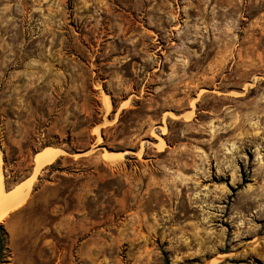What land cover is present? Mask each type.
<instances>
[{"label":"rangeland","instance_id":"rangeland-1","mask_svg":"<svg viewBox=\"0 0 264 264\" xmlns=\"http://www.w3.org/2000/svg\"><path fill=\"white\" fill-rule=\"evenodd\" d=\"M33 173L0 264H264V0H0L4 189Z\"/></svg>","mask_w":264,"mask_h":264},{"label":"bare ground","instance_id":"bare-ground-1","mask_svg":"<svg viewBox=\"0 0 264 264\" xmlns=\"http://www.w3.org/2000/svg\"><path fill=\"white\" fill-rule=\"evenodd\" d=\"M45 154H38L35 157L36 167L34 170L38 169L44 162L46 163V161H49L52 158V153L49 152L48 154L47 152V154ZM30 181L31 180H28L24 182V184L16 186V188L10 192H6L3 187L2 176L0 174V222L5 218L11 209L18 207L23 202L27 189L30 187ZM24 187L26 188V191H24Z\"/></svg>","mask_w":264,"mask_h":264},{"label":"crops","instance_id":"crops-1","mask_svg":"<svg viewBox=\"0 0 264 264\" xmlns=\"http://www.w3.org/2000/svg\"><path fill=\"white\" fill-rule=\"evenodd\" d=\"M46 150H47L48 154H49V152L52 153L51 155H52V158H53V159L51 158L49 161H46V163L44 162V163H43L38 169L44 167L45 165H47V164H49V163H52V162L54 161V159H55L57 156L60 155V151H59V149L56 148V147L45 146L44 148H41L40 150L36 151V152L34 153V155H33V167H34V169H35V167H36L35 157H36L38 154H45V153L47 154ZM48 150H49V151H48ZM46 154H45V155H46ZM38 169H36L35 171H37ZM33 177H34V173L31 174V176L25 178V179H24L23 181H21L20 183L16 184V185H15L14 187H12L11 189H9V190H6V189H5V191H6V192H10V191L13 190L14 188H16V186H20V185L24 184V182H26V181H28V180H31V181H30V187H31ZM30 187L27 189L26 195H27L28 190L30 189ZM23 189H24V191H26V188H25V187H24ZM26 195H25V197H26ZM23 201H24V200H23ZM22 203H23V202H22ZM22 203H21V204H22ZM21 204H20V205H21ZM15 208H16V207H15ZM15 208H14V209H15ZM11 210H13V209H11ZM11 210H10V211H11Z\"/></svg>","mask_w":264,"mask_h":264},{"label":"trees","instance_id":"trees-1","mask_svg":"<svg viewBox=\"0 0 264 264\" xmlns=\"http://www.w3.org/2000/svg\"><path fill=\"white\" fill-rule=\"evenodd\" d=\"M4 246H5V231L3 225L0 223V260L4 250ZM165 264H167L166 259H165Z\"/></svg>","mask_w":264,"mask_h":264},{"label":"water","instance_id":"water-1","mask_svg":"<svg viewBox=\"0 0 264 264\" xmlns=\"http://www.w3.org/2000/svg\"><path fill=\"white\" fill-rule=\"evenodd\" d=\"M208 261V260H207Z\"/></svg>","mask_w":264,"mask_h":264}]
</instances>
